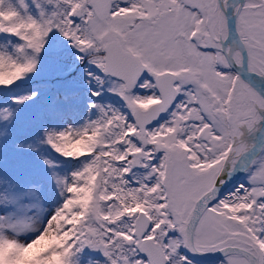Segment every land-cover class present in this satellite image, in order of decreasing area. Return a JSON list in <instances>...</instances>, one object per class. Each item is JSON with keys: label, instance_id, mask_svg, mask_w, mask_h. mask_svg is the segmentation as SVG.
<instances>
[{"label": "snow or ice", "instance_id": "6c2138e0", "mask_svg": "<svg viewBox=\"0 0 264 264\" xmlns=\"http://www.w3.org/2000/svg\"><path fill=\"white\" fill-rule=\"evenodd\" d=\"M0 264H264V0H0Z\"/></svg>", "mask_w": 264, "mask_h": 264}]
</instances>
